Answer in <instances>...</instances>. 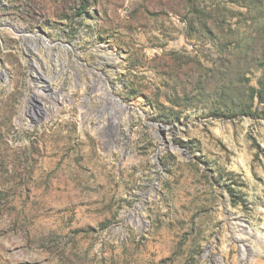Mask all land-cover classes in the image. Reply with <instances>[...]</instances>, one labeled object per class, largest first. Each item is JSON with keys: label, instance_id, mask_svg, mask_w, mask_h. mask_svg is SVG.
<instances>
[{"label": "rangeland", "instance_id": "374dc122", "mask_svg": "<svg viewBox=\"0 0 264 264\" xmlns=\"http://www.w3.org/2000/svg\"><path fill=\"white\" fill-rule=\"evenodd\" d=\"M0 264H264V0H0Z\"/></svg>", "mask_w": 264, "mask_h": 264}, {"label": "bare ground", "instance_id": "6f19581e", "mask_svg": "<svg viewBox=\"0 0 264 264\" xmlns=\"http://www.w3.org/2000/svg\"><path fill=\"white\" fill-rule=\"evenodd\" d=\"M15 29H18L17 27ZM19 30V29H18ZM38 81V83L41 84V89H43V91L45 93H50L52 92V94H47L45 95L44 93H40V95L38 97H46L47 99H51L52 101H57L60 102L61 99L59 97H56V93L54 89H51L52 87H50L48 85V80H46L42 75L40 77H37L36 82ZM43 100V99H42ZM41 107V108H40ZM39 110V112L42 111L43 116H47L48 112H52V108L51 107H46L45 105H41L37 108ZM41 110V111H40ZM39 112L37 110H35L34 108H32L29 112V116H31V119L35 122L37 120V114H39ZM39 118V116H38Z\"/></svg>", "mask_w": 264, "mask_h": 264}]
</instances>
